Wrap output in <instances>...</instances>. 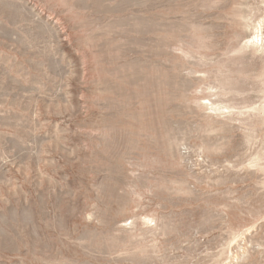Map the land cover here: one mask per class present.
<instances>
[{"label": "rangeland", "instance_id": "obj_1", "mask_svg": "<svg viewBox=\"0 0 264 264\" xmlns=\"http://www.w3.org/2000/svg\"><path fill=\"white\" fill-rule=\"evenodd\" d=\"M0 264H264V0H0Z\"/></svg>", "mask_w": 264, "mask_h": 264}, {"label": "bare ground", "instance_id": "obj_2", "mask_svg": "<svg viewBox=\"0 0 264 264\" xmlns=\"http://www.w3.org/2000/svg\"><path fill=\"white\" fill-rule=\"evenodd\" d=\"M262 40V39H261Z\"/></svg>", "mask_w": 264, "mask_h": 264}]
</instances>
